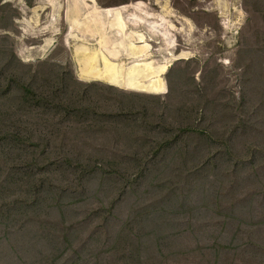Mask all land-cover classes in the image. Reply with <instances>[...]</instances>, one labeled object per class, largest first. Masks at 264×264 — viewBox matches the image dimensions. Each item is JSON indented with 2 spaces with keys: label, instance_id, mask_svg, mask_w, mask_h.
Segmentation results:
<instances>
[{
  "label": "rangeland",
  "instance_id": "374dc122",
  "mask_svg": "<svg viewBox=\"0 0 264 264\" xmlns=\"http://www.w3.org/2000/svg\"><path fill=\"white\" fill-rule=\"evenodd\" d=\"M41 1L0 0V264H264V0H168L159 94L78 78Z\"/></svg>",
  "mask_w": 264,
  "mask_h": 264
},
{
  "label": "bare ground",
  "instance_id": "6f19581e",
  "mask_svg": "<svg viewBox=\"0 0 264 264\" xmlns=\"http://www.w3.org/2000/svg\"><path fill=\"white\" fill-rule=\"evenodd\" d=\"M64 2L63 9L62 0L41 1L32 12L39 15L50 8V19L56 21L61 9L64 10V18L68 23L67 38L75 41L72 56L76 75L83 81L97 80L118 88L159 94L167 89L163 75L170 63L191 55V51L187 50H181L178 54L173 52L177 44L171 29L175 26L167 16L174 12L173 8H169L171 3L168 0H154L156 6L162 8L163 13L160 14L148 10L146 3L141 0L130 3L131 10L128 13L129 5L101 7L96 0ZM221 14L226 27L229 24L226 9ZM185 23L189 29H194L190 18L186 17ZM144 25L163 37L168 54L163 59L154 55L159 54L152 43L154 36L139 31L140 26ZM181 28L185 30V26ZM51 41L47 39L46 44Z\"/></svg>",
  "mask_w": 264,
  "mask_h": 264
},
{
  "label": "trees",
  "instance_id": "16d2710c",
  "mask_svg": "<svg viewBox=\"0 0 264 264\" xmlns=\"http://www.w3.org/2000/svg\"><path fill=\"white\" fill-rule=\"evenodd\" d=\"M119 108H121L120 105H119Z\"/></svg>",
  "mask_w": 264,
  "mask_h": 264
}]
</instances>
